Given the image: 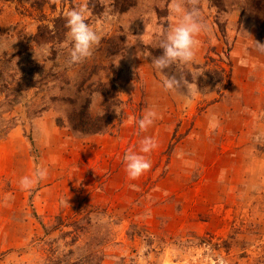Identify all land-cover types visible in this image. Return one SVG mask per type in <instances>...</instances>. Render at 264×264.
<instances>
[{"label": "rangeland", "instance_id": "374dc122", "mask_svg": "<svg viewBox=\"0 0 264 264\" xmlns=\"http://www.w3.org/2000/svg\"><path fill=\"white\" fill-rule=\"evenodd\" d=\"M82 2L0 0V264H264V0H197L196 59L163 72L170 0H87L101 40L70 65L64 12ZM214 66L226 78L194 97L162 86ZM106 82L121 113L107 132L73 129L103 113ZM145 136L151 168L130 179L123 157ZM37 167L47 178L22 189Z\"/></svg>", "mask_w": 264, "mask_h": 264}, {"label": "clouds", "instance_id": "9594fccd", "mask_svg": "<svg viewBox=\"0 0 264 264\" xmlns=\"http://www.w3.org/2000/svg\"><path fill=\"white\" fill-rule=\"evenodd\" d=\"M190 7L185 6V0H170L168 4L170 23L166 31L160 32L158 47L163 49L162 55L152 57L151 65L157 72H163L173 65H189L193 63L197 56L198 44L197 36L208 29V25L203 18L201 9L197 6V0H187ZM89 8L87 0L76 4L71 9L65 10V26L68 29L66 36L70 42L68 49V64H75L83 61L92 55L94 46L98 45L101 35L97 28H94L88 20ZM258 47L264 50V44L258 43ZM47 52H45V55ZM137 55L148 57L151 53L144 51L143 55L138 52ZM192 80L180 73L177 75H165L162 78V86L166 91L175 92L180 89H186V96L194 97L198 92V86L195 82L197 73H191ZM120 114L121 108H115ZM158 118L154 110H149L137 121L141 131L147 130ZM216 117L213 116L210 126L215 128ZM157 147V141L154 137L145 136L140 141L139 151L129 150L123 157L125 170L130 179H136L145 171L151 168V161L145 154L150 153ZM48 170L45 167H37L31 175H25L20 178L22 189H30L36 183L47 178ZM133 187H135L133 185ZM217 264H225L223 258L217 259Z\"/></svg>", "mask_w": 264, "mask_h": 264}, {"label": "trees", "instance_id": "16d2710c", "mask_svg": "<svg viewBox=\"0 0 264 264\" xmlns=\"http://www.w3.org/2000/svg\"><path fill=\"white\" fill-rule=\"evenodd\" d=\"M124 1L125 2H124V4H122V8L125 7V4L129 3V0H124ZM34 2L42 4L43 2H45V0H34ZM43 27H45V26L41 25L39 27V28H41L40 32H41ZM38 38L41 40L40 37H38ZM45 42H47V41H45ZM206 63H208V62H206ZM225 72H226V68L223 66H221V67L214 66L213 68H206L202 75H197L198 77H196L195 82L199 88H202L205 83L206 84H210V83H212V84L213 83H217V84L219 83L220 84L226 78ZM185 76L190 81L192 80L191 72H188V74ZM102 88H103V90L100 88V91L103 92V95H104V98H103L104 111H103V113L101 115H98L96 118H93L91 120L92 122H85V119L83 120V118H81L77 124L72 126L73 129L77 130V129H79V127H81V129L85 130L86 132H90V133H104V132H107L109 130V127L112 125V122L115 120V117H116L115 108L121 106L122 100L119 96L118 89H117V86L115 83H113V82L102 83ZM83 108H84L83 110L85 112V108H87V106L85 105ZM85 115H86V117L89 116V114L87 115V113ZM60 121H61V119H59V122ZM77 224H79V222H77ZM62 225L63 224H62L61 218H58L56 226L61 227V229H63ZM53 263L54 264H72V263L81 264V262L79 260H76L74 262H70L69 256L67 254L66 255L63 254L62 256H59L56 259V261H54Z\"/></svg>", "mask_w": 264, "mask_h": 264}]
</instances>
